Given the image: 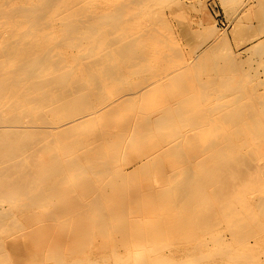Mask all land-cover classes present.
Masks as SVG:
<instances>
[{
	"label": "bare ground",
	"instance_id": "obj_1",
	"mask_svg": "<svg viewBox=\"0 0 264 264\" xmlns=\"http://www.w3.org/2000/svg\"><path fill=\"white\" fill-rule=\"evenodd\" d=\"M150 2L0 0V41L7 40L0 45V98L7 102L0 105L3 110L0 113V225L4 226L6 220L14 219V210L2 207L4 201L14 203L18 197H23L39 210L53 200L50 196L52 192L49 194L48 191L59 186L60 182H77L79 179L106 182L107 185L93 188L83 205L89 209L90 217L100 219L93 224V232L117 224L121 234L118 242L98 254L95 251L88 253L86 247L83 248L86 242L82 239L67 254L64 251L51 253L55 263L222 264L226 257L238 255L244 264H260V257L253 259L250 256L252 252L248 251V232L243 231L248 238L245 240L241 231L239 236H242V241L233 238L239 236L232 235V232L239 234L236 230L242 225L253 226L255 223L258 230L253 228L249 234L257 238L264 235V187L260 186L264 183H259L264 182V93L247 89L240 77L233 80L230 87L224 88L227 90L225 94L217 85L199 78L197 73L192 75L190 64L169 69V66L172 68V61L167 48L170 47L167 34L161 31L158 24L146 25L145 18L140 15L142 6ZM150 8L153 10L150 6L148 10ZM163 10L160 12L163 13ZM147 13L146 16H150L151 13ZM20 43L27 46L29 54L11 65ZM97 51L101 54L94 59ZM100 68L106 73L95 72ZM134 70L143 73L146 77L144 81L134 88L125 86L117 97L116 93L115 98L108 100V87L121 84ZM141 99H147L143 112L134 111L127 125L114 131L111 125L105 124L103 118L109 113H117L122 106L129 104L138 108ZM150 101H154L152 107L147 105ZM35 105L39 116L32 114ZM7 109H10L9 115L5 116L3 112ZM38 119L45 125L36 124ZM89 123L100 128L104 145L100 141L95 142L92 135L82 130ZM137 126H141V133H138ZM163 126L172 137L162 145V152L180 148V141L183 140L189 146L200 148V154L188 158L174 180L183 182L181 196L175 204L177 206L181 202L179 209H188L187 214L177 217L179 223H176L185 229V224L194 219L196 241L187 251L175 245L176 249L170 254L160 252L149 260L145 255V243L164 238L167 230L164 220L145 223L126 215L116 216L117 211L108 209L104 193L107 186L115 182L123 184L121 192L128 191L127 184L135 182L134 172L118 168L115 162L129 146L140 141L142 135L159 131ZM73 133L75 137L71 144L62 142L64 137ZM51 146L56 152L47 155L48 159L51 157L49 163L60 171L43 177L41 169L44 165L36 156L42 149ZM93 147L92 150L97 149L98 152L86 156L84 151ZM242 182H250L246 183L250 190L253 188L260 192L256 197L258 200L240 198V185L246 187ZM40 183L43 187L39 189ZM73 212L65 206L60 207L53 220H57L55 217L58 214L68 213L70 217ZM58 222L64 224L62 220ZM222 224L232 231L229 233L233 237L226 238ZM87 245L93 248L92 242ZM204 258H208V263L203 262ZM227 262L230 264L229 260Z\"/></svg>",
	"mask_w": 264,
	"mask_h": 264
},
{
	"label": "rangeland",
	"instance_id": "obj_2",
	"mask_svg": "<svg viewBox=\"0 0 264 264\" xmlns=\"http://www.w3.org/2000/svg\"><path fill=\"white\" fill-rule=\"evenodd\" d=\"M150 1H154L157 4H153ZM157 1L159 0H149L150 4L148 3L145 6L143 5L144 8L142 6L140 15L142 14L141 17L145 18L143 19L146 25L158 24V26L161 27V31L166 33L168 36V40L171 41V43L169 41L168 45L170 47H167L169 50V58H171L172 61V68L169 66V69L181 68L183 65L190 64L192 68V75L196 76L197 73V76L202 80L206 81V83H209L211 85L215 84L218 88L220 87L222 93L225 91L224 88L230 87L233 84V80L239 79L240 77L246 83L247 87L246 85L245 87L247 89H256L258 93H264V0H160L161 2ZM146 2L147 1H145V3ZM160 4L162 6H160ZM157 5L159 6L157 7ZM149 6L153 8V10H151V8L149 9L151 12H148ZM145 9H147L148 11H145ZM162 9H164L163 13L160 12L162 11ZM145 12H148L147 14L151 13L150 16H146ZM154 19L156 21H152ZM166 19H168V23H166ZM171 20L173 21L171 22ZM6 41L7 40L4 39L0 41V45H3ZM15 52L16 54L14 55V59L12 60L11 65H14L22 57L29 54L27 46L24 43H20L19 45H17ZM97 53V55L94 56V59L99 57L101 54L100 51H97ZM250 61L252 63H250ZM102 70L103 69L100 68L98 69V71L95 72L103 74L106 73V70L104 72H102ZM238 71H240L241 73ZM249 72L251 76L248 74ZM91 73H89V75ZM139 74L142 75L140 76ZM128 76V79L126 78L125 80H123V82L119 81L122 82L121 84L115 83V85H111L110 87H108V92L110 93L106 95L108 100L115 98L114 96L116 95V93L117 97L121 93L120 91H122V88H124L125 86L131 88L137 87L146 78L143 76V73L135 70L131 71ZM252 76L254 78H252ZM126 81L131 82L133 86L131 85V83H127ZM226 92L227 90L225 91V94ZM111 94L114 95H112V97L108 96ZM146 100H139V103L137 105L140 106L138 108H135V104H129L130 107L124 105L119 109L117 113H109L108 117L103 118L105 124L111 125V128L114 131L119 130V127H124L128 124L129 120L134 115V111H138L139 113L143 112V104L146 103ZM0 102V105L7 103L4 98H0ZM153 103L154 101H150L149 103H147V105L152 107L154 105ZM32 108H34L35 112L32 113L33 116H39V110L37 109V106L35 105V107L33 106ZM7 110V113L5 110V112H3L5 116L9 115L10 109ZM1 111L3 110L0 108V113ZM39 121L40 120L38 119V123L36 124L45 125ZM137 128L138 133H141V126H137ZM82 130L84 132L87 131L90 136L92 135V137L95 139V142L97 143L100 141L103 144V142L105 141H102V137L104 136L101 133L100 128H98L97 125L94 123H89L85 125ZM74 135L75 134L73 133L67 137H64L62 139V142L71 144V141L74 140ZM171 137L172 135L170 134L168 129H166V126L161 127V130L159 131L157 129L155 132L150 131L142 135V141L140 140L135 145L129 146L122 153V157L120 156V158L122 159L118 158L117 161L120 160V162H115L118 168L121 167L124 170L127 169L126 171L134 172L132 174L134 175L135 182H128L129 184L127 185L129 186V189L127 192H121V189H123V184H116L115 182L112 183L111 186H107L104 193V197L107 199L108 202V209L117 211V213H115L116 216L122 217L126 215L130 219H133L138 222L142 220L145 221V223L151 221L157 222L158 220H164L163 222L167 226L164 238L158 240L152 239L150 243L144 242L145 245L147 244L144 247L145 249L147 248L145 251V255L146 257L148 256V258L146 259L149 260L152 259V257L154 256L157 257L160 252H167V254H170V251L173 252L176 249L177 246L175 245H178L180 248H182L183 251H187L188 248H190L195 243L194 241H196L194 240L196 236L194 235V233L197 228H195V225L193 224L194 219L192 221L190 220L189 223L185 224V229L181 227V225L176 223L179 221L178 218H180L184 214H187L188 209H179V204H182L181 202L177 206L175 204V202L179 200V196H181L180 188L181 183L183 184V182H175L174 180L175 176L179 173V170L181 166L185 163V161L194 155L200 154V148L194 145L189 146L183 140L180 141V148L173 149L166 153L162 152V145L166 143V141L170 140ZM161 141H163L162 144H160ZM104 148L105 150H109L108 147ZM92 149H94V147L85 150L84 154L86 156H89L95 155L96 152H98L97 149ZM54 151L56 152L54 146H51L45 148V150L42 149L38 153L39 156H36L38 160L41 159L39 161L44 165V169H41L43 177L48 174L56 175L60 171L57 167H54L49 163L51 157H49L48 159V156L51 154L53 155ZM180 152H182L183 154L179 156ZM177 156L179 157L177 158ZM138 167L139 169H137ZM168 181H170V183ZM227 183L229 184V182ZM235 183L238 184L239 182ZM242 183H244L246 187H242V185H240V190H242L240 191V193H242V196L240 198L245 199L247 197V199L250 201L258 200L257 198L259 197L258 195H260V192L256 191L253 188V190H250L251 187L247 186V184L250 182ZM259 183L262 184L264 182ZM103 185H107L106 182H84L80 179L77 182H60L59 186H56L54 188L51 187L48 191L49 194L52 192L50 196L53 198V200L50 201L46 205V207L40 208L39 210L37 209L38 211L34 208L31 201L25 200L23 197H18V199L14 201V203L10 201L2 202V207H4V209L6 207L7 209L14 210V219L10 218V220H6V224L4 226L0 225V241H2L0 243V264H57V262L55 263L54 259L51 258V253H53L54 251H64L67 254V252H70L72 249L77 247L78 242L82 239L85 240L84 243L86 242L85 244H83V248L86 247L88 253L95 251V253L99 254L101 253L100 251H102L104 248L116 245L119 238L121 237V234L118 231V226L116 227L117 224L111 227L108 226V228L107 226L103 229L99 228L98 230L93 232V224L99 222L100 219L96 217L95 220L94 218L90 217L91 214L89 212V209L86 205H83L84 199H86L90 195L89 192L91 193L93 188ZM229 185H227V187ZM262 185L260 186L264 187V184ZM41 187H43L42 183L38 185L39 189ZM75 189H77V191H75ZM244 189L246 190V192ZM250 194H253V196H250ZM53 205L55 206L53 207ZM64 206L69 210H73L74 214L72 213L70 217H68V213L67 215L65 213L58 214L55 217V219L57 220H53L54 213L58 209H60V207ZM32 209L34 211H32ZM177 212H179L178 215ZM261 212L263 213V211ZM262 215V219L264 221V214ZM40 216L42 218H40ZM43 217L45 221L49 222H45L43 220ZM65 217L67 218V220ZM58 220H62L64 224H60ZM7 222H10L11 224ZM17 222L19 223V225ZM36 223L37 225H35ZM154 225L155 224H152V226ZM250 225L251 224L247 226V223H245V225H242L239 229L236 230L239 233L237 234L233 233L230 230H227V227L225 228V226L222 224V228L224 229L222 231L223 233L225 232L224 235L226 236V238H231V232L232 235L236 234L237 236H239L243 233V231H247L249 234L252 232L253 228H255L256 231L258 230V225H256L255 223L253 224V226ZM33 232H37V234ZM182 232L184 233L183 235H181ZM248 234L246 235V232L242 234L244 235L243 237L245 238V240L247 237H250L247 243L249 244L251 249L248 247V251L252 252V254H258V256L257 254L254 255L255 257L252 256V254L250 256L253 259L256 257H260L258 263L264 264V235L262 237L258 236V238L260 237L258 239L257 236L254 237L251 234ZM186 236L188 239L186 238ZM233 238H237V240H239L240 238H242V236H239V238L234 236ZM147 240L149 241V239ZM239 241H242V239H240ZM88 242H92L93 248L87 245ZM231 256L226 257L223 263L225 264V262L229 260L230 264H237L236 261L238 259L240 260H238V264L245 263L241 261V258H238V255ZM251 257L249 259H251ZM204 259L205 260L202 261L208 263V258ZM245 259L247 258L245 257ZM226 264L229 263L227 262Z\"/></svg>",
	"mask_w": 264,
	"mask_h": 264
}]
</instances>
